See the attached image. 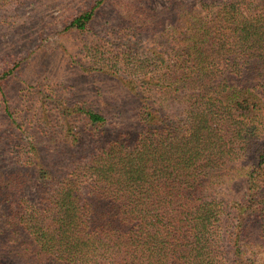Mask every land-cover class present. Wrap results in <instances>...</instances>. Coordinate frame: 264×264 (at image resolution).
I'll use <instances>...</instances> for the list:
<instances>
[{"label": "trees", "instance_id": "1", "mask_svg": "<svg viewBox=\"0 0 264 264\" xmlns=\"http://www.w3.org/2000/svg\"><path fill=\"white\" fill-rule=\"evenodd\" d=\"M181 5L134 87L140 130L62 175L31 148L34 184L0 172V264H264V0Z\"/></svg>", "mask_w": 264, "mask_h": 264}, {"label": "rangeland", "instance_id": "2", "mask_svg": "<svg viewBox=\"0 0 264 264\" xmlns=\"http://www.w3.org/2000/svg\"><path fill=\"white\" fill-rule=\"evenodd\" d=\"M183 1L191 10L222 0H0V172L31 173L33 148L62 175L119 130H140L134 87L153 51H171ZM98 3L87 29L67 28ZM83 108L106 116L102 136ZM23 177L36 183L35 172Z\"/></svg>", "mask_w": 264, "mask_h": 264}]
</instances>
